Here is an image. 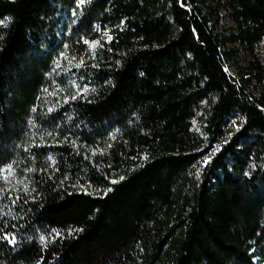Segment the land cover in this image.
<instances>
[{
    "label": "trees",
    "instance_id": "1",
    "mask_svg": "<svg viewBox=\"0 0 264 264\" xmlns=\"http://www.w3.org/2000/svg\"><path fill=\"white\" fill-rule=\"evenodd\" d=\"M262 42L264 0H0V264H264Z\"/></svg>",
    "mask_w": 264,
    "mask_h": 264
},
{
    "label": "rangeland",
    "instance_id": "2",
    "mask_svg": "<svg viewBox=\"0 0 264 264\" xmlns=\"http://www.w3.org/2000/svg\"><path fill=\"white\" fill-rule=\"evenodd\" d=\"M260 52H261V55H262V59L264 61V42L261 43L260 45ZM240 125V120L238 118H235L233 120H231V122H228L226 127H225V130H226V136L228 134H230L231 132L234 131V129ZM226 136L224 138H221L220 139V142H223L225 139H226ZM216 147H212L211 150L205 152L204 156H203V160L204 162L210 157L211 153L215 150Z\"/></svg>",
    "mask_w": 264,
    "mask_h": 264
},
{
    "label": "snow or ice",
    "instance_id": "3",
    "mask_svg": "<svg viewBox=\"0 0 264 264\" xmlns=\"http://www.w3.org/2000/svg\"><path fill=\"white\" fill-rule=\"evenodd\" d=\"M86 2V0H79V3L80 4H84ZM115 182V181H114ZM11 242L12 243H15V239L13 238L12 240H11Z\"/></svg>",
    "mask_w": 264,
    "mask_h": 264
}]
</instances>
